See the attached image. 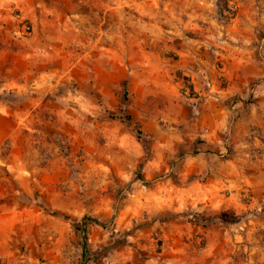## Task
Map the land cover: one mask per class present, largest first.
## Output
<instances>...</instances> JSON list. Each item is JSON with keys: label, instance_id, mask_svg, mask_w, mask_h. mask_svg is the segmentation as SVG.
<instances>
[{"label": "rangeland", "instance_id": "obj_1", "mask_svg": "<svg viewBox=\"0 0 264 264\" xmlns=\"http://www.w3.org/2000/svg\"><path fill=\"white\" fill-rule=\"evenodd\" d=\"M5 219L0 264H264V0H0Z\"/></svg>", "mask_w": 264, "mask_h": 264}, {"label": "trees", "instance_id": "obj_2", "mask_svg": "<svg viewBox=\"0 0 264 264\" xmlns=\"http://www.w3.org/2000/svg\"><path fill=\"white\" fill-rule=\"evenodd\" d=\"M59 216L60 218L70 222L73 225L77 224V221L69 216H64V215H56ZM80 226H81V231L83 233V240H85V233H86V229L90 226H95V227H100V228H107V224L101 222L100 220L93 218V217H89V216H85L81 219L80 221ZM86 256V244L83 242V258H85ZM81 264H85L84 261Z\"/></svg>", "mask_w": 264, "mask_h": 264}, {"label": "crops", "instance_id": "obj_3", "mask_svg": "<svg viewBox=\"0 0 264 264\" xmlns=\"http://www.w3.org/2000/svg\"><path fill=\"white\" fill-rule=\"evenodd\" d=\"M178 110V109H177ZM2 224L5 227V231L3 233H0V259L5 258L6 255L9 254V249L10 248H6V246H8L9 241H10V222L9 219H5Z\"/></svg>", "mask_w": 264, "mask_h": 264}]
</instances>
